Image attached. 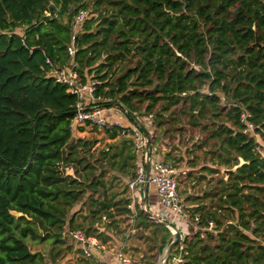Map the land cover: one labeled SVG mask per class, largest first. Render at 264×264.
<instances>
[{"label": "trees", "instance_id": "obj_1", "mask_svg": "<svg viewBox=\"0 0 264 264\" xmlns=\"http://www.w3.org/2000/svg\"><path fill=\"white\" fill-rule=\"evenodd\" d=\"M92 2L97 17L85 20L76 37L83 79L98 80L97 97L117 100L133 123L144 110L157 136L183 135L184 129L172 128L186 119L202 138L200 144L201 138L188 139L193 153L210 155L212 166L204 170L212 179H199L210 187L202 197L209 204L201 198L190 211L191 218L201 217L200 228L213 222L218 237L195 234L185 243L187 264H264V0ZM89 5L0 0V264H44L31 243L62 246L65 228L80 230L79 204L89 206L90 227L81 231L103 243L117 218L132 221L127 196L115 202L104 180L94 178L87 199L84 182L60 170L63 163L89 175L82 154L90 144L73 138L76 99L48 75L46 59L69 64L74 16ZM242 111L251 115L256 137L243 132ZM108 136L116 139L117 129ZM123 142L102 155L110 168L133 178L139 157ZM220 166L240 167L216 181ZM141 218L164 233L161 241L154 238L157 248L170 241L167 227L144 212Z\"/></svg>", "mask_w": 264, "mask_h": 264}, {"label": "built area", "instance_id": "obj_2", "mask_svg": "<svg viewBox=\"0 0 264 264\" xmlns=\"http://www.w3.org/2000/svg\"><path fill=\"white\" fill-rule=\"evenodd\" d=\"M51 12H45V18L50 19ZM88 19V11L80 10L74 16L73 28L75 34L72 35L71 43L67 46V54L71 61L69 64L56 65L50 59H46V64L49 67L48 75L53 77L57 84H60L66 88V92L75 97V103L72 106L74 110V117L70 122V129L73 133H78L82 128H94L100 133H112L117 129V138H122L128 140L132 144L133 151L137 157L144 160L146 163L148 159L149 150V140L150 137L137 123H133L129 127L122 124V120L129 119L128 111L117 104V100L113 98H105L104 102L113 104L108 107L110 110H116L119 112L120 117L116 119L109 120L105 116V108L98 105H90L94 101H99L100 98L97 97L98 87L100 82L96 79H89L85 81L80 74V67L76 61V55L79 48L76 45V37L78 31L80 30L82 24ZM208 92L207 90H204ZM209 93V92H208ZM222 103H226V100L221 96ZM117 104V105H116ZM251 115L245 111H242L240 115V122L245 125L243 132L245 134H251L256 137L255 130L256 127L250 122ZM151 144V143H150ZM262 157L264 158V149H259ZM151 169H153L154 174L150 175L147 173L145 165H138L133 178L129 179L126 183V191L128 196V204L126 208L132 212V226L135 227V220L138 216V211L148 212L154 215L156 218L166 221L168 224L174 226V222L177 218L183 217L187 222L195 225L199 231H209L211 234L215 235L216 225L213 222H208L207 228H200L198 225L200 223L201 217L195 215L191 218V211L187 210V205L184 204V199L181 196V190L179 186V181L181 176L189 175L190 170L187 168H177L168 162H155L152 164ZM60 170L66 177L74 178L75 171L72 165L60 164ZM153 184L157 188L158 197L162 205V209L153 211L147 208L144 202V194L137 195L136 191L139 189H144L146 185ZM175 227V226H174ZM134 229V228H133ZM134 232V231H132ZM64 237L73 244H79L83 246L82 252L76 257L90 258L92 256L89 250L90 246L96 247L97 249H102L99 242L92 239L86 235L85 232L81 230H65ZM186 246L181 242L179 246L173 252L170 257L168 264H185L186 263ZM119 260L121 264H128L129 262L125 260L121 253H119Z\"/></svg>", "mask_w": 264, "mask_h": 264}, {"label": "rangeland", "instance_id": "obj_3", "mask_svg": "<svg viewBox=\"0 0 264 264\" xmlns=\"http://www.w3.org/2000/svg\"><path fill=\"white\" fill-rule=\"evenodd\" d=\"M89 2V9L88 11V18H96L97 14L93 11L94 9V5L92 0H88ZM93 11V13H92ZM69 18L68 16L63 18V22H68ZM75 34L74 32V28H73V35ZM108 109V108H107ZM110 116H106L109 120H111V114H114L117 116V114H119V112H117L116 110H112L109 111ZM144 118H148V116L146 117L144 114V110H142L141 112L138 113V116L136 117V119L134 120L135 122H137V124H139V126L142 127V129L147 132L148 130V126L150 124L149 120H146ZM116 119V118H114ZM142 119L148 121L145 122ZM150 119V118H149ZM153 120V118H152ZM157 127V125L155 126V128ZM184 129V134L182 135L181 133H175L172 132L171 135H167L164 134V132H159V140H157V142L160 141L161 136L166 137V141L167 144L169 146V150L170 152V156L171 158L173 157L174 159H172L171 164L179 169L181 168H186L185 166L183 167L181 164L187 163L188 166H190L191 169L196 168L197 170H195L196 172H192L190 174V178H187V175L185 176H181L180 181H179V186H180V190H181V196L184 199V204L187 205V210L190 211V207H193L196 203L197 200H201V198L203 197L205 191H208L207 189L210 188L209 185H207L206 182L201 181L199 179L201 178H206L208 179H212V177L210 175L207 174V172H205L204 168L206 165L212 166L210 161V155H204V153H206L207 151L205 149H203V151H194V153L196 154V157L194 160L188 161L189 157L194 154L193 152H191V150H189L188 146L190 144L192 136L193 138H198L200 139L201 136L198 134V132H193L189 129V126L186 125V119H184V122H182V126H173L172 129ZM158 129V128H157ZM85 133L84 137L82 138L79 134L77 133H73L74 134V139H82L85 142H88L90 144V148H88L86 152H84L82 154V156L86 159L87 164L89 165V167L92 169L91 172L89 173V175H87L82 168H80V175L75 174L73 179H76L80 182H84V186L86 187V198L89 199L90 196H92L94 193L92 192V190L87 189L89 188L88 185L90 184V181L94 178H98V179H102L104 180V182L107 185V192H108V196H112L115 198V202H118L119 200H121L123 197H125L124 194H126V190H125V179L126 177H124L123 174H121V172L119 171L118 167H111V164L109 163L108 158L103 157L102 152L106 151L110 146H115L117 148H121L123 147V141L119 140L117 142H112L109 141V137L107 133H100L98 132L96 129L88 127L85 129H82ZM81 130V131H82ZM190 138V142L188 141V139ZM202 142V138L199 142V144ZM191 145V144H190ZM211 149V146H208L209 150ZM187 153V157L184 158V154ZM113 153L111 152L110 157ZM177 155V156H176ZM175 156V157H174ZM181 161H183L181 163ZM221 169V173L219 175V177H215L214 179L220 180L221 176H224V171L227 169L224 166H220ZM77 167H75L74 171L76 172ZM202 173V174H201ZM200 175V176H199ZM88 177V180H86V178ZM101 194H103V191L100 190L99 193L97 194V197H102ZM190 197V198H189ZM203 199V198H202ZM189 200V201H188ZM202 202L209 204L208 200H202ZM78 206H80V208H82L81 212L79 214H77V221H76V225H78V229L83 230V231H87L89 226V206L88 205H82L79 204ZM85 212V215H84ZM141 211H138V214ZM108 218L107 216H105L103 218L106 219ZM107 220V219H106ZM111 222V221H110ZM112 226L111 228H114L117 232H119V235H123L124 233H129L130 226H129V221L126 217H119L117 218V223L116 224H112L110 225ZM84 227V228H83ZM136 233L135 235L138 237V239H140L139 241L143 242V244H147V248H154V250L157 251V246L158 243L154 242V238H162L163 234L161 231H158V229L156 227H154L153 224H149L146 223L142 218L138 220L137 224H136ZM65 231V230H64ZM61 236L62 239L64 238V232H61ZM125 238V237H124ZM65 245V244H64ZM62 245V246H64ZM31 249L32 251L35 252H39L40 254H42V256L45 258V262L44 264H58L59 260H61V257L63 256V253L66 252V249L64 247H62L60 244H54L53 241H48L44 244H36V243H31ZM154 246V247H153ZM62 248V249H61ZM61 249L60 252H58Z\"/></svg>", "mask_w": 264, "mask_h": 264}, {"label": "crops", "instance_id": "obj_4", "mask_svg": "<svg viewBox=\"0 0 264 264\" xmlns=\"http://www.w3.org/2000/svg\"><path fill=\"white\" fill-rule=\"evenodd\" d=\"M101 102H104V98H101L99 101L98 100L94 101L90 105H99V104H101ZM104 108H105L104 114L106 116H110V114H108V113H109V111H112V110L107 109L108 107H104ZM116 117H120V116L119 115L116 116L114 114H111L110 118L112 120ZM144 119L149 120V122H150V124L148 126V130H147V133H148L147 135L151 139V144H150L149 150L147 151L148 152V159H147L146 163L144 162V160L139 158L137 166L141 165V164L145 165L147 173L150 175H153L154 171H153V169H151V166L153 163L158 162V161L171 163L172 162L171 160L174 158L173 157L171 158V156H170L171 151L169 150V146L167 144L166 137L161 136L160 141L157 142V140H159V136H157V127L155 128V125L152 123L151 119H149V118H144ZM144 119H142V120L145 122H148ZM132 121L133 120H131L129 118L128 120L123 119L121 122L124 126L129 127L130 125L133 124ZM134 123H135V121H134ZM82 129H85V128H82ZM82 129H80V131H78L77 134H79L83 138L85 133ZM119 140L123 141L125 139H122V138L110 139L109 138V141H112V142H117ZM188 146H190L189 150H191V152H193L192 146L190 144ZM187 155L188 154L185 153L183 155L184 158H186ZM191 160H194L193 154L189 157L188 161H191ZM182 162L183 161H181V163ZM181 165L183 167L185 166L191 172V168H190V166L187 165V163L183 162ZM137 166H136V168H137ZM194 170H197V169L194 168L192 172H196ZM187 178H190V173H189V175H187ZM129 179H131V177H127L125 179L126 180L125 183H127V181ZM125 190H126V186H125ZM136 193H137V195L145 193L143 197H144V202H145L147 208L152 209L153 211L155 210L157 212H159V210L162 209V205L160 203V199H159L158 193H157V188L155 185L149 184L147 186V188L144 187V189H141V190L138 189L136 191ZM124 195L126 197L127 192ZM201 204L207 205V203H204V202ZM201 204H200V206H201ZM197 206L198 205L195 204L193 207H190V208H194ZM84 215H85V212H84ZM136 220L134 222L135 227H133L134 224L132 226V224H131L132 222L129 220V226H130L131 230L129 231V233H126V234L124 233L123 235H119V232H117L114 228H111L107 233L109 236V239L107 242L103 243L101 240L90 237L92 239H95L97 242H99L101 247H102V249L100 250V249H97L96 247L90 246L89 250L92 253V256L90 258L81 257V258L77 259L76 257L78 256L79 253L82 252L83 246H81L79 244H75V243L73 244L72 242L68 241L67 238L64 237L63 240L65 242L64 243L65 245L63 244L64 246H62V247H64L66 249V252L63 253V256L61 257V260H59L58 264H121L120 260H119V253H121L123 258L129 262L128 264H157L158 248L159 247L157 248V251H156V250H154V248H147V246H148L147 244L141 245V244H143V242L139 241L140 239H138V237L135 235L136 230H137L136 224L139 220L138 216H137ZM173 225L177 229L180 230V232H181V244L183 243L184 245H185V243H188L193 238V236L195 234L200 232L195 225L191 224L190 222H187L183 217L177 218ZM98 226L100 227L99 224H96V227H98ZM65 230H68V229L65 228ZM132 231H134V232H132ZM214 236H215V238H217L218 233L215 234ZM157 240L161 241L162 238H158ZM61 249L58 252H60ZM185 264H187V259H186Z\"/></svg>", "mask_w": 264, "mask_h": 264}, {"label": "water", "instance_id": "obj_5", "mask_svg": "<svg viewBox=\"0 0 264 264\" xmlns=\"http://www.w3.org/2000/svg\"><path fill=\"white\" fill-rule=\"evenodd\" d=\"M257 45V44H256ZM151 140H149V146H150ZM241 163H243V161H240ZM240 163V165H242ZM240 166L235 167L234 169H226L224 171L225 177L229 176L230 173L235 172L237 170V168H239ZM148 185H146L145 188H147ZM146 214L156 223L167 227L170 231H171V238L170 241L161 245L158 248V260H157V264H168L170 257L173 255V252L175 251V249L179 246V243L181 242V232L179 229H177L176 227L168 224L166 221L160 220L158 218H156L154 215L149 214L148 212H146ZM17 216H20L19 214H15Z\"/></svg>", "mask_w": 264, "mask_h": 264}]
</instances>
